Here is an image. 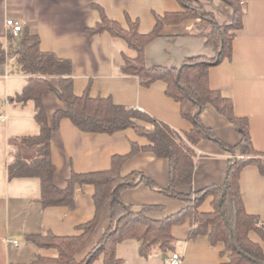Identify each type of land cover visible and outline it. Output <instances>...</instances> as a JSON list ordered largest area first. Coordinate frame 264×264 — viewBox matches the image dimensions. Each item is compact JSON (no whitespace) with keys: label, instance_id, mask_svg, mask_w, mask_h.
I'll use <instances>...</instances> for the list:
<instances>
[{"label":"crops","instance_id":"1","mask_svg":"<svg viewBox=\"0 0 264 264\" xmlns=\"http://www.w3.org/2000/svg\"><path fill=\"white\" fill-rule=\"evenodd\" d=\"M213 13L220 24L233 20L234 10L222 0H197ZM245 14L243 26L233 39L232 57L210 67L209 81L213 89L233 98L237 116L246 117L250 124L253 145L260 152L264 165V0H242ZM100 9L108 17L128 27V17L138 21L141 33L151 32L156 15L182 11L177 0H0V49L12 52L19 47L25 32L38 34L41 48L72 62L74 90L78 95L89 91L93 97H112L115 103L136 108L177 129L181 134L191 131L192 122L181 115V105L166 94V83L157 81L143 86L138 77L122 71L124 56L136 57V50L126 40L105 31L91 35L88 29L101 21ZM13 17L23 25V32L15 36L6 27L7 18ZM199 19L190 18L177 24L163 26L160 36L148 43L145 60L148 66L180 67L186 59L200 54L213 57V48L198 29ZM15 56L0 62V263H26L37 255L55 258L58 251L40 248L27 240L28 235L53 232L58 236L82 233L81 225L92 220L96 213L95 188L92 184H77L75 206H48L41 202L42 182L39 177L10 179L8 163L13 148L11 141L18 137L38 135L41 127L35 118V103L13 100L28 83ZM46 111L50 119L66 103L53 93L44 94ZM202 123L211 128L223 143L235 146L241 136L235 126L208 106L200 115ZM147 145L148 139L132 129L114 134L87 132L64 118L51 140L56 165L55 182L65 187L73 173H88L111 167L112 157L131 151L132 143ZM196 169L192 185L181 187L191 192L204 187L222 186L227 178L229 158L232 154L214 139H202L194 146ZM140 171L144 174L135 186L122 191V199L133 210L145 205L159 206L148 215L164 218L178 213L187 203L166 194L170 182V162L150 151H142L123 166V174ZM151 181L153 184H151ZM241 194L248 213L264 224V172L257 165H247L240 176ZM213 196H208L199 207L213 210ZM111 223L109 204L104 208L99 223L86 244L77 253L82 260L101 240ZM192 219L172 228L176 237L173 251H154L149 257L140 252L141 241L125 239L117 245L116 253L124 264H171L169 256L179 252L181 264H230L229 252L223 242L213 244L209 236L191 237ZM250 237L264 240L252 231ZM17 240L18 243H14ZM92 264H104L101 255Z\"/></svg>","mask_w":264,"mask_h":264},{"label":"trees","instance_id":"2","mask_svg":"<svg viewBox=\"0 0 264 264\" xmlns=\"http://www.w3.org/2000/svg\"><path fill=\"white\" fill-rule=\"evenodd\" d=\"M177 1L182 4L183 10L166 12L164 16L156 15V25L149 33H141L138 21L129 17L128 27L125 28L108 17L104 9H100L101 21L89 28L88 33L95 35L108 31L126 40L129 47L136 50V57L124 56L122 71L138 77L145 87H150L157 81L166 83V94L180 103L182 117L193 124L191 131L184 134L146 112L115 103L112 97H93L89 91L76 94L71 60L42 50L38 34L25 32L19 47L12 52L0 49V62L7 56H15L22 71L29 75L24 90L12 99L23 103L33 100L35 118L41 127L38 135L18 137L11 141L13 152L8 163L10 179L39 177L42 182L40 202L44 207L73 208L76 185L92 184L95 188L93 199L96 208L94 218L79 227L81 234L58 236L48 232L26 237L40 248L56 249L57 257L37 255L30 262L6 264H92L101 255L104 257V264H124L116 253L120 242L129 238L141 241L140 252L145 257L157 250L163 253L173 251L177 240L172 228L187 218L194 223L191 237L206 234L213 244L223 242L229 252L230 264H264L262 244L250 237V233L255 231L264 240V224L245 209L240 187L241 172L247 165H257L264 172V165L259 157L261 154L253 145L248 118L237 116L233 98L213 89L209 81L210 67L232 57L233 39L236 31L243 26L245 9L241 0H222L233 8L234 16L231 23L220 24L214 14L207 11L199 1ZM190 18L199 19L198 29L207 38V45L213 48L215 55L208 57L200 54L190 57L178 68L148 66L145 60L148 43L160 36L163 26ZM22 32L23 30L20 33ZM46 92L53 93L66 103L65 108L55 111L52 119L45 107ZM208 106H212L235 126L241 136L237 145L223 143L211 128L202 123L200 115ZM64 118L70 119L79 129L87 132L114 134L132 128L138 135L146 137L149 143L139 145L134 142L128 154H116L112 157L110 168L73 173L67 185L60 187L55 182L57 168L53 160L51 140ZM208 138L221 143L232 154L226 181L222 186L213 185L184 192L181 187L193 183L196 169L194 146L200 140ZM142 151H150L159 158L169 160L170 182L164 190L167 195L187 203L178 213L154 218L148 213L159 209V206L145 205L140 210H133L123 201V190L135 186L140 177L147 181L140 171L126 175L122 172L126 161ZM148 182L153 184L149 180ZM208 196H213V210L201 211L199 207ZM108 204L111 214L108 229L101 240L79 261L77 253L95 231Z\"/></svg>","mask_w":264,"mask_h":264},{"label":"built area","instance_id":"3","mask_svg":"<svg viewBox=\"0 0 264 264\" xmlns=\"http://www.w3.org/2000/svg\"><path fill=\"white\" fill-rule=\"evenodd\" d=\"M241 3H243V1L241 0ZM6 27L8 29H10V31L17 36L22 30H23V25L22 23L17 20L16 18L13 17H9L6 19L5 21ZM3 117V115L0 113V119ZM14 243H18L17 240H14ZM183 260L182 255L177 252L174 251L171 253V255L169 256V261L171 264H181Z\"/></svg>","mask_w":264,"mask_h":264},{"label":"water","instance_id":"4","mask_svg":"<svg viewBox=\"0 0 264 264\" xmlns=\"http://www.w3.org/2000/svg\"><path fill=\"white\" fill-rule=\"evenodd\" d=\"M225 194V189H223V195ZM221 202H222V199L220 200V204H221ZM165 258H167L168 257V254L167 253H165Z\"/></svg>","mask_w":264,"mask_h":264}]
</instances>
